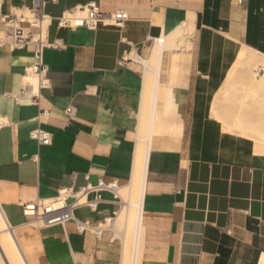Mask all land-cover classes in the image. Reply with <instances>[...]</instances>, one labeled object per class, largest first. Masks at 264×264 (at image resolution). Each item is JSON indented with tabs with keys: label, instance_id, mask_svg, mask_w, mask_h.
Returning <instances> with one entry per match:
<instances>
[{
	"label": "crops",
	"instance_id": "obj_1",
	"mask_svg": "<svg viewBox=\"0 0 264 264\" xmlns=\"http://www.w3.org/2000/svg\"><path fill=\"white\" fill-rule=\"evenodd\" d=\"M90 1L127 19L93 30L58 24ZM31 6L0 0L3 14ZM43 12L49 81L40 107L16 99L24 81L38 89L23 75L33 45L0 48V209L26 263L120 264L123 243L112 227L96 236L78 231L76 221L96 225L120 211L138 142L143 60L156 39L181 27L178 49H162L156 69L139 264H264V88L249 86L252 72L264 83V0H44ZM241 49L257 67L229 76ZM35 128L50 133L49 144L30 137ZM100 179L118 188L100 191L95 208H74L62 225L43 226L22 212L62 189L71 202L80 186Z\"/></svg>",
	"mask_w": 264,
	"mask_h": 264
},
{
	"label": "built area",
	"instance_id": "obj_2",
	"mask_svg": "<svg viewBox=\"0 0 264 264\" xmlns=\"http://www.w3.org/2000/svg\"><path fill=\"white\" fill-rule=\"evenodd\" d=\"M44 0H32L30 8H20V12H10L3 14L0 12V25L3 27V34L0 36V48L7 45L11 50L21 49L26 44L33 45V62L24 68L23 75L36 79L37 90L33 91L29 82H22L20 90L16 96L17 100H28L31 103L40 107V89L48 85L47 68L42 59L43 48L46 44V35L44 29V21L48 18L43 12ZM127 19V14L123 10H118L113 13H105L101 11L99 5L90 1L83 5L74 7L72 10L64 12L58 18V24L68 27L85 26L88 29H96L98 26H116L121 27L124 20ZM24 23L30 27L38 28V31L31 32L25 29ZM68 115L75 113V107L68 106L64 110ZM39 115H47L46 109L40 108ZM30 137L36 140L39 144H49L51 141L50 133L40 128L31 130ZM118 188L117 182L104 181L102 179L94 185L85 184L80 186L78 191L74 193L75 197L71 202L66 201V189L58 192L57 196L46 202L48 206L43 204V201H38L33 204H25L22 212L26 215H31L35 220L42 221L43 226L62 225L65 221L73 218V209L87 205L91 209L95 208L98 200H100L99 192L102 190L115 191ZM96 192V196L87 200L86 194ZM42 203V204H41ZM41 208V212L38 209ZM30 213L28 214V212ZM112 217H108L96 225H92L88 220L76 221V229L78 231H91L96 236L110 227ZM77 264V263H74Z\"/></svg>",
	"mask_w": 264,
	"mask_h": 264
},
{
	"label": "bare ground",
	"instance_id": "obj_3",
	"mask_svg": "<svg viewBox=\"0 0 264 264\" xmlns=\"http://www.w3.org/2000/svg\"><path fill=\"white\" fill-rule=\"evenodd\" d=\"M183 32H184L183 29L179 27L173 30L172 33L170 32L169 35L165 37L161 36L159 39H156V42L154 44L151 53V57L149 59L143 60V64L145 66V73L143 75L144 85L142 92L141 111L139 115L138 137L136 134V137L138 138V142L134 151L133 171L129 183L125 187L121 189L119 188L120 189L119 194L123 198L122 199L123 205L120 211L117 213L116 217L113 218L112 221L110 222V227H112V229L114 230L115 236L121 239L122 240L121 242L123 243L120 264H139L140 242H141V234H142L141 200H142L144 179L146 173L147 154L149 150L148 149L149 146H147L149 127H147V125L149 122V118L151 119V117H148V115L149 113L153 112V111L150 112V109H151L152 100H154L153 97H155L154 96L156 89L155 83H156V74H157L156 69L157 66L159 65L158 61L161 56L160 54L162 49L170 46L177 48L178 45L176 44L179 43L177 41L181 40ZM252 58L253 55L249 54L247 56L246 63H251ZM254 77L255 76L253 75L251 78V84L252 83L253 84L249 86H253L257 91L261 88H264L262 77L259 78L258 80H256V78L254 79ZM254 93H256V91ZM255 96L256 94L254 95V97ZM244 100H247L246 97ZM252 100L254 101L255 99ZM245 107H247V105ZM214 110L215 109L213 108L211 114H216ZM261 115L263 117V114H260V116ZM259 122H264V118H260ZM249 129L251 130L252 127L250 126L247 129V132L250 131ZM241 132L240 134H242ZM261 147H262L261 152L264 154V144L261 145ZM125 188H127V192L125 193V198H124V196L121 194V191L125 190ZM50 200L51 199L39 200V201H43V204H45V206L46 205L48 206L46 202H49ZM38 211L41 212V208H39ZM29 213L30 211L28 212V214ZM119 215H121V217H119ZM34 222L42 223V221L40 220H34ZM129 236L130 238H128ZM0 257L5 264H27L20 250V247L18 246L17 241L12 233V229L8 225L6 218L4 217L1 209H0Z\"/></svg>",
	"mask_w": 264,
	"mask_h": 264
},
{
	"label": "rangeland",
	"instance_id": "obj_4",
	"mask_svg": "<svg viewBox=\"0 0 264 264\" xmlns=\"http://www.w3.org/2000/svg\"><path fill=\"white\" fill-rule=\"evenodd\" d=\"M14 12H20V10H13ZM240 55L241 56H237V61L235 62V64H234V66H233V69H231V71H230V74H229V76H231L232 74H233V72H234V70L235 69H237L238 67H240V68H243L244 66H247V68L250 70V68L251 67H257V59H254L251 63H246L245 61V57L247 58V56H248V52L246 51V50H243V49H241L240 50ZM261 62V61H260ZM255 76V73L253 74V72L251 73V77L252 76ZM215 109V107L213 106L212 107V109ZM215 111H216V109H215ZM216 113V112H215ZM125 187V186H124ZM127 192V188H125V190H123V191H121V194L124 196V198H125V193ZM122 213H123V210H122ZM122 213H121V215H122ZM121 215H119V217H121ZM118 217V218H119ZM128 238H130V236L128 237ZM121 240V239H120ZM130 240V239H129ZM122 241V240H121Z\"/></svg>",
	"mask_w": 264,
	"mask_h": 264
}]
</instances>
